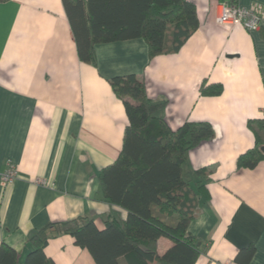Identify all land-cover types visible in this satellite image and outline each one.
<instances>
[{
  "label": "crops",
  "instance_id": "crops-1",
  "mask_svg": "<svg viewBox=\"0 0 264 264\" xmlns=\"http://www.w3.org/2000/svg\"><path fill=\"white\" fill-rule=\"evenodd\" d=\"M192 1L199 27L178 52L150 59L143 38L121 39L97 43L93 64L79 56L63 0H0V244L18 251L19 264L29 236L49 222L84 216L102 229L127 218L106 199L99 176L120 155L129 123L109 80L131 73L145 80L150 98L167 101L173 129L189 121L213 126L214 136L191 149L185 165L187 176L211 169L188 227L200 243L195 264H237L248 247L246 264H264V159L237 166L255 145L249 119L264 118V23L255 31L219 24V3L231 0ZM205 82L224 90L204 95ZM8 160L18 174L4 185ZM172 245L162 236L158 252ZM45 252L53 264H97L70 234L51 238Z\"/></svg>",
  "mask_w": 264,
  "mask_h": 264
},
{
  "label": "trees",
  "instance_id": "trees-1",
  "mask_svg": "<svg viewBox=\"0 0 264 264\" xmlns=\"http://www.w3.org/2000/svg\"><path fill=\"white\" fill-rule=\"evenodd\" d=\"M4 1V0H2ZM236 4L235 0H231ZM80 58L96 64L100 42L143 38L150 59L178 52L199 27L192 0H63ZM110 83L123 100L129 118L123 148L117 159L100 172L104 196L128 211L126 219H109L99 228L93 218L79 216L49 222L28 238L31 247L24 264H53L45 248L51 238L70 234L87 248L97 264H195L199 240L189 233L197 216L200 196L211 169L185 171L188 153L214 136L211 123L189 121L173 129L165 117L166 100L149 97L147 84L136 74L117 75ZM221 83L202 84L204 95H219ZM249 128L255 145L241 153L238 168H253L264 159V118H252ZM166 236L173 245L163 254L158 240ZM254 249H242L237 264H246ZM0 264H19V253L0 244Z\"/></svg>",
  "mask_w": 264,
  "mask_h": 264
},
{
  "label": "built area",
  "instance_id": "built-area-1",
  "mask_svg": "<svg viewBox=\"0 0 264 264\" xmlns=\"http://www.w3.org/2000/svg\"><path fill=\"white\" fill-rule=\"evenodd\" d=\"M219 7L216 18L219 24L241 25L249 31H255L259 30L264 23L263 5L242 6L223 1L219 3ZM17 174L16 165L11 160H8L6 169L1 173L3 184L13 183L17 178ZM42 182L44 183L45 181L43 180ZM214 264L227 263L215 261Z\"/></svg>",
  "mask_w": 264,
  "mask_h": 264
}]
</instances>
